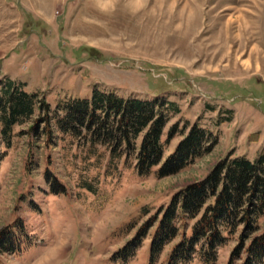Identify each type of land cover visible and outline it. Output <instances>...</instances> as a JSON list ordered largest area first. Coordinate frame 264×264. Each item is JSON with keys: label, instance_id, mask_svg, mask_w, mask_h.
Here are the masks:
<instances>
[{"label": "rangeland", "instance_id": "obj_1", "mask_svg": "<svg viewBox=\"0 0 264 264\" xmlns=\"http://www.w3.org/2000/svg\"><path fill=\"white\" fill-rule=\"evenodd\" d=\"M7 81L44 99L49 115L94 88L174 102L162 161L182 138L165 143L174 124L218 138L211 153L157 178L156 167L139 176L134 155L112 158L103 146L60 134L54 122L51 134L46 123L32 132L45 116L39 106L12 128L8 147L0 132V230L15 225L14 250L0 254V264H150L157 223L130 260L114 256L219 160L254 161L264 149V0H0V95ZM177 226L155 264H166L181 240L183 222ZM237 236L214 264H229ZM188 264L203 263L195 256Z\"/></svg>", "mask_w": 264, "mask_h": 264}, {"label": "trees", "instance_id": "obj_2", "mask_svg": "<svg viewBox=\"0 0 264 264\" xmlns=\"http://www.w3.org/2000/svg\"><path fill=\"white\" fill-rule=\"evenodd\" d=\"M24 87L12 81L3 84L0 132L7 147L12 128L31 119L36 106L46 111L44 117L32 123V132L46 123V133L51 134L50 123L54 122L60 134L103 146L112 158L134 155V169L142 177L148 176L155 167L157 178L175 175L211 153L218 141L197 124L189 126L186 122L182 127L174 124L167 132L165 143L176 135L182 138L162 161V135L168 115L179 112L174 102L124 98L94 88L86 98L60 103L49 115V104L44 99L38 100L37 94H28ZM179 222H183L181 240L171 249L166 264H188L195 256L203 264H214L218 249L236 234L237 245L229 264L236 260H241L240 264H264V149L254 161L228 154L204 178L179 189L169 204L148 219L115 253L114 260H130L157 223L150 242V264H155L164 247L178 236ZM189 222H193L191 227ZM14 226L7 225L0 230V254L14 250ZM187 228L190 235L186 234Z\"/></svg>", "mask_w": 264, "mask_h": 264}]
</instances>
